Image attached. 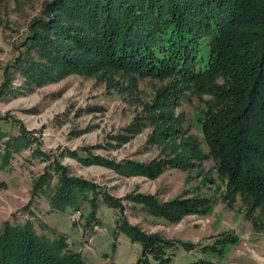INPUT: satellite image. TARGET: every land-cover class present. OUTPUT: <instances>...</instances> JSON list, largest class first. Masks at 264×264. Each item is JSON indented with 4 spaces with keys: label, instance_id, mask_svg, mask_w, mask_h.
<instances>
[{
    "label": "trees",
    "instance_id": "trees-1",
    "mask_svg": "<svg viewBox=\"0 0 264 264\" xmlns=\"http://www.w3.org/2000/svg\"><path fill=\"white\" fill-rule=\"evenodd\" d=\"M30 22L9 64L11 71H3L0 96L14 72L28 85L74 73L123 72L132 78L181 76L191 84L188 89L192 93L212 97L202 100L205 107L195 111L206 153L186 136L181 147L185 155L114 162L87 150L85 155L74 150L70 155L75 160L152 179L168 167H190L191 157H208L224 182L226 197L238 194L248 205L247 214L256 208L264 213V0H49ZM167 93L159 94L156 106L151 104L149 111L157 108L160 116H168ZM142 125L133 122L128 130L135 132ZM4 137L0 130V169L25 141L21 133ZM159 137L155 133L151 141L160 142ZM33 155L44 154L36 150ZM32 191L44 197L52 211H80L86 204L85 227L96 222L98 205L121 209L119 200L103 187L67 174L55 161L33 181ZM132 197L141 211L169 222L187 214H207L212 204L198 196L166 202L153 195ZM116 225L141 244L135 264H171L166 251L173 240L144 234L122 215ZM216 237L200 250L221 257L226 247L237 241L231 232ZM180 243L187 250L195 247L190 242ZM67 246L60 233L38 234L31 222L5 220L0 229V264H84ZM183 264L216 263L197 258Z\"/></svg>",
    "mask_w": 264,
    "mask_h": 264
},
{
    "label": "rangeland",
    "instance_id": "rangeland-1",
    "mask_svg": "<svg viewBox=\"0 0 264 264\" xmlns=\"http://www.w3.org/2000/svg\"><path fill=\"white\" fill-rule=\"evenodd\" d=\"M45 1L49 0H0V83L4 69L11 71L9 64L29 31L31 19L41 14ZM174 77L74 73L28 85L14 72L0 96V116L4 118L0 130L5 135L3 140L21 133L25 141L11 154L9 164L0 169V229L5 220L15 224L28 221L38 234H62L67 248L77 252L84 264H135L141 244L117 227L116 220L122 215L144 234L173 240L166 251L171 264L197 258L216 264H264V213L256 208L247 214L248 205L238 194L232 199L226 197L224 182L210 158L191 157L190 167H168L151 179L122 175L103 164H82L70 155L74 150L85 155L87 150L114 162H148L175 153L185 155L181 147L186 136L206 153L195 111L205 107L202 100L212 97L192 93L188 89L191 84L181 76ZM164 92H169L171 100L168 116H160L155 107L148 109L151 104L156 106V98ZM133 122L143 125L130 132ZM155 133L160 142L151 141ZM36 150L46 157L33 155ZM53 161L67 174L103 187L119 200L121 211L100 204L95 210L96 222L85 227L89 211L86 204L74 221L71 210H49L45 198L32 191V183ZM48 171L53 174L50 168ZM136 194L153 195L159 202L198 196L210 199L212 204L207 214H187L177 222H169L135 206L130 197ZM223 232H231L238 239L226 247L221 257L200 250ZM180 241L195 247L187 250Z\"/></svg>",
    "mask_w": 264,
    "mask_h": 264
},
{
    "label": "built area",
    "instance_id": "built-area-1",
    "mask_svg": "<svg viewBox=\"0 0 264 264\" xmlns=\"http://www.w3.org/2000/svg\"><path fill=\"white\" fill-rule=\"evenodd\" d=\"M80 215V211L79 210H73L72 214H71V220L74 221V219H78Z\"/></svg>",
    "mask_w": 264,
    "mask_h": 264
},
{
    "label": "crops",
    "instance_id": "crops-1",
    "mask_svg": "<svg viewBox=\"0 0 264 264\" xmlns=\"http://www.w3.org/2000/svg\"><path fill=\"white\" fill-rule=\"evenodd\" d=\"M237 237V236H236ZM238 239V238H237Z\"/></svg>",
    "mask_w": 264,
    "mask_h": 264
}]
</instances>
